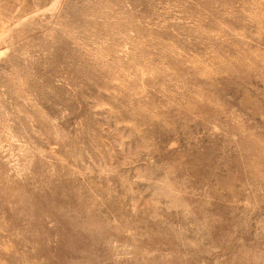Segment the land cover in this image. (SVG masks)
<instances>
[{"label": "rangeland", "instance_id": "374dc122", "mask_svg": "<svg viewBox=\"0 0 264 264\" xmlns=\"http://www.w3.org/2000/svg\"><path fill=\"white\" fill-rule=\"evenodd\" d=\"M0 264H264V0H0Z\"/></svg>", "mask_w": 264, "mask_h": 264}]
</instances>
